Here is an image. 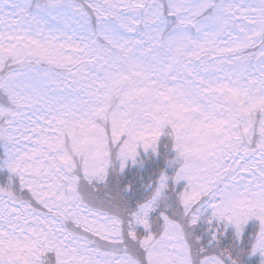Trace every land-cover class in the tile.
I'll return each instance as SVG.
<instances>
[{
    "label": "snow or ice",
    "instance_id": "1",
    "mask_svg": "<svg viewBox=\"0 0 264 264\" xmlns=\"http://www.w3.org/2000/svg\"><path fill=\"white\" fill-rule=\"evenodd\" d=\"M0 264H264V0H0Z\"/></svg>",
    "mask_w": 264,
    "mask_h": 264
}]
</instances>
